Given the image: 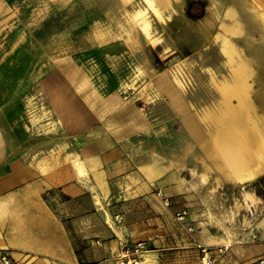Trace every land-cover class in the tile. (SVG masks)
<instances>
[{"label":"rangeland","instance_id":"374dc122","mask_svg":"<svg viewBox=\"0 0 264 264\" xmlns=\"http://www.w3.org/2000/svg\"><path fill=\"white\" fill-rule=\"evenodd\" d=\"M172 8L159 19L145 0H0L2 234L17 227V201L3 203L17 195V161L26 181L41 183L30 174L39 158H59L68 136L102 126L131 102L126 121L111 126L119 152L128 163L163 168L176 192L152 183L139 198L128 190L116 198L114 180L93 200L44 187L39 198L54 221L72 228L75 264H202L203 250L216 264L264 258V174H217L189 140L188 121L217 99L209 75L229 73L211 37L228 18L219 0H172ZM139 12L146 32L133 19ZM246 34L248 42L243 33L232 39L247 56L255 50L249 95L264 123V50L257 31ZM115 66L131 69L135 82L121 87ZM33 67L44 70L35 81Z\"/></svg>","mask_w":264,"mask_h":264},{"label":"crops","instance_id":"0c3cea01","mask_svg":"<svg viewBox=\"0 0 264 264\" xmlns=\"http://www.w3.org/2000/svg\"><path fill=\"white\" fill-rule=\"evenodd\" d=\"M134 42L133 40L132 43L127 44L132 51L135 50ZM134 54L136 55V52ZM20 68L21 66L17 67V70ZM43 72V69L35 70L33 67L30 78L35 81L39 73ZM113 72L123 88L135 82L132 79L131 69L126 66H115ZM131 109V102H124L116 112V115H119L109 117L105 123L101 124L102 126L89 127L88 125L84 127L89 128L85 132L68 136L71 139L68 138L61 144L67 147V150L61 152L59 158L49 153L39 158L36 165L39 169H34L35 172L30 174L40 175L41 183L34 180L26 181L27 174L19 172L21 165L17 161V195L3 201L4 205L11 204V200L15 203L17 201V227L6 231V234L0 231V250L8 251L17 264H75L77 262L73 248L72 228L54 221L53 216L39 198L44 187L58 188L69 198L78 199L88 195L93 200L96 196L101 198V193L109 190L108 184L114 180L112 195H116V198H120L126 190L133 196L131 198H139L147 192L152 183H156L162 191L170 194L176 192L175 187L171 186L172 178L164 173L163 168L152 167L148 164L149 162L128 163L119 152V143L112 137L111 128L120 122L123 124ZM21 139L17 141L18 154L24 151L20 146ZM4 168L5 165L0 167V173ZM95 210L97 211V208ZM93 243L96 245L98 240H94ZM108 245L117 247V241H109Z\"/></svg>","mask_w":264,"mask_h":264},{"label":"bare ground","instance_id":"6f19581e","mask_svg":"<svg viewBox=\"0 0 264 264\" xmlns=\"http://www.w3.org/2000/svg\"><path fill=\"white\" fill-rule=\"evenodd\" d=\"M145 1L159 19H163L164 14L169 17L173 11L172 0ZM219 5L228 23H219L211 37L213 43L218 45L222 64L227 65L229 73L219 80L213 74L209 75L217 99L210 101L197 113V120L188 121L189 140L197 147H204L203 155L211 166L214 165L217 174L228 173L236 178L246 177L253 181L264 174V123L255 113L248 83L253 73L255 58H252V53L255 50L250 49L247 56L232 37L243 33L248 42L246 30H255L259 33L264 50V7L257 0H219ZM143 15L142 12L136 13L133 19L139 30L146 32L148 23Z\"/></svg>","mask_w":264,"mask_h":264},{"label":"built area","instance_id":"2783aa9c","mask_svg":"<svg viewBox=\"0 0 264 264\" xmlns=\"http://www.w3.org/2000/svg\"><path fill=\"white\" fill-rule=\"evenodd\" d=\"M167 204V200L164 201ZM204 253L202 257V264H216L215 260L208 256L205 250L202 251ZM0 264H17L8 251L0 250ZM257 264H264V258L260 259Z\"/></svg>","mask_w":264,"mask_h":264}]
</instances>
